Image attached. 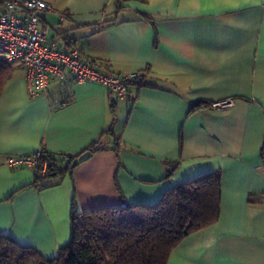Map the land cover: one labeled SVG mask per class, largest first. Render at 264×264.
Here are the masks:
<instances>
[{"label": "crops", "instance_id": "0c3cea01", "mask_svg": "<svg viewBox=\"0 0 264 264\" xmlns=\"http://www.w3.org/2000/svg\"><path fill=\"white\" fill-rule=\"evenodd\" d=\"M43 1L68 15L42 16L48 43L105 74L146 76L119 101L71 77L32 98L25 67L11 65L0 95V233L51 259L70 241L73 203L78 213L155 204L217 172L218 222L185 238L168 264H264V0H127L120 11L116 0ZM93 146L103 148L46 187L4 164Z\"/></svg>", "mask_w": 264, "mask_h": 264}, {"label": "trees", "instance_id": "16d2710c", "mask_svg": "<svg viewBox=\"0 0 264 264\" xmlns=\"http://www.w3.org/2000/svg\"><path fill=\"white\" fill-rule=\"evenodd\" d=\"M124 1L116 0L117 11ZM12 73L11 65L0 54V95ZM102 148L93 146L88 150L97 152ZM83 153L55 157L45 152L44 159L51 166L44 177L35 175V185L46 187L52 178L71 174L74 160ZM220 201V175L214 172L167 189L155 204L124 203L78 213L73 203L70 241L54 258L47 259L32 247L0 233V264H168L172 251L185 238L218 222Z\"/></svg>", "mask_w": 264, "mask_h": 264}, {"label": "built area", "instance_id": "2783aa9c", "mask_svg": "<svg viewBox=\"0 0 264 264\" xmlns=\"http://www.w3.org/2000/svg\"><path fill=\"white\" fill-rule=\"evenodd\" d=\"M54 13L61 21L68 15L55 11L43 0H0V54L9 64H21L26 69L28 94L34 98L47 94L52 80L65 81L69 77L77 83H94L109 89L115 101L129 97V88L144 81L146 73L133 72L126 76L103 73L95 64L83 60L77 49L63 50L48 43L41 28L42 16ZM227 100L213 107H230ZM45 150L39 149L23 155H8L4 164L9 169L28 168L44 177L50 162L44 159Z\"/></svg>", "mask_w": 264, "mask_h": 264}, {"label": "water", "instance_id": "95a60500", "mask_svg": "<svg viewBox=\"0 0 264 264\" xmlns=\"http://www.w3.org/2000/svg\"><path fill=\"white\" fill-rule=\"evenodd\" d=\"M92 156L91 152H85L80 157L74 160L72 168H76L80 163L88 160Z\"/></svg>", "mask_w": 264, "mask_h": 264}]
</instances>
